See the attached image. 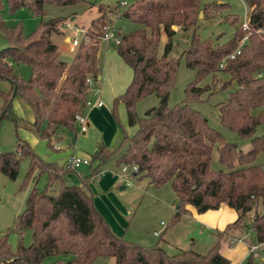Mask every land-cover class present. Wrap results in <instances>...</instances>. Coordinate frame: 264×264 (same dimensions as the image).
Returning a JSON list of instances; mask_svg holds the SVG:
<instances>
[{
    "label": "trees",
    "instance_id": "16d2710c",
    "mask_svg": "<svg viewBox=\"0 0 264 264\" xmlns=\"http://www.w3.org/2000/svg\"><path fill=\"white\" fill-rule=\"evenodd\" d=\"M5 1L10 10L28 3L35 15H43L47 4L89 2ZM242 1L247 8L248 28L229 11L227 2L134 0L119 11V15L139 27L119 35L116 43V53L130 67L132 75L125 89L113 98L110 112L114 114L113 105L122 103L126 123L133 131L120 137L118 147L122 151L115 157V163L134 166L130 173L146 177L154 186L169 183L176 197L171 222L187 212V205L198 213L216 209L221 203L235 209L236 218L222 230H214L215 240L207 251L200 253L188 248L167 253L162 244L145 246L111 231L94 207L87 185L114 153L101 142L90 155V171L82 182L67 184L64 175L71 169L65 162L43 160L26 142L18 141L15 151L0 152V171L14 179L20 157L29 155L25 178L34 170L44 173L45 186L31 187L15 220L16 230H31L30 243L26 246L19 243L11 250L7 232L0 233V264H43L48 256L57 257L52 264H91L97 256H110L114 264H230L219 252V242L227 235L234 238L229 243L235 242L232 234L240 231L250 210H254L250 229L256 241L264 240V171L255 162L256 154L264 152V133L255 134L256 125L264 121V0ZM96 7L99 15L89 21L68 63L59 59L57 45L50 39L51 34L59 33L62 22L58 16L40 20L28 34H23L18 25L6 26L0 19V34L7 41L0 48V77L9 82L7 90L0 89V119L6 116L19 125L21 118L10 111V101L17 97L32 114V120L23 121V125L44 138L48 146L54 147L52 139L58 138V128L75 130L74 115L83 112L89 96L86 78L94 81L99 74L97 51L107 20L102 4ZM219 17L233 25L232 35L224 41L200 39L196 32L199 19ZM178 28L191 32L180 55L172 57L169 55L172 37ZM162 35L165 40L159 54ZM237 48L239 52L235 53ZM232 53L233 57H229ZM180 56L195 75L184 88L185 97L169 105L168 94ZM16 63L29 66L27 79H20L14 72ZM217 71L228 75L221 87L227 90V95L217 107L219 121L240 136L250 138V147L245 151L226 140L189 104L206 91L205 85L197 82ZM151 93L157 97V104L137 115L135 103ZM254 108H260L256 114L251 112ZM213 144L224 168L209 166ZM61 255H69V259L62 262L58 258ZM251 258L248 254L245 264H252Z\"/></svg>",
    "mask_w": 264,
    "mask_h": 264
},
{
    "label": "rangeland",
    "instance_id": "374dc122",
    "mask_svg": "<svg viewBox=\"0 0 264 264\" xmlns=\"http://www.w3.org/2000/svg\"><path fill=\"white\" fill-rule=\"evenodd\" d=\"M89 2H78L69 5L47 4L43 15L32 13L28 3H24L14 10H10L5 0H0V19L6 26H20L23 34L30 33L39 24L40 20L49 17L58 16L60 21H69L73 25L81 27L83 31L89 26V20L98 16L97 4L101 3L104 7L107 24L114 27L116 32L112 31L108 39L99 41L97 54V64L99 78L92 82L89 91V99L94 98L93 88H97L98 95L109 105L108 115L110 120L107 121L103 115L95 117V129L86 127L84 133L80 130L75 122V130L69 131L65 128H58L56 136L52 139V144L59 143L61 149L47 145L44 138L39 137L33 130L25 127L23 121H30L29 110L24 106L25 103L14 97L10 101V111L21 118L19 125H15L9 117L0 119V152L15 151L17 142H26L31 150L40 158L46 161H55L62 164L63 160L69 155H77L90 158L94 151L96 143L101 142L105 147L114 151L111 157L100 166V169L106 170L105 177L115 180L114 184L108 181L107 186H99L88 183V190L92 194L93 205L102 215L111 231L127 240L139 243L145 246L162 244L167 253H174L179 249H193L197 252L204 253L215 240L213 231L200 228L197 222L192 220L187 214H183L179 220L171 222L172 214L175 210L176 197L172 192L168 182L154 186L148 183L146 177H138L129 174L130 167L127 165L116 164L115 157L120 154L122 148L118 147L120 137L125 132L131 134L132 127L126 123L125 108L122 103H116L114 114L110 112L112 100L121 93L131 79L130 67L116 53L115 37L122 35L136 27L138 24L128 20L119 11L134 0H124L125 5L117 4L115 0H88ZM217 1L227 2L229 11L237 16L238 21L243 19L244 2L242 0H201V3ZM118 5V7H115ZM73 16L72 19H70ZM93 17V18H94ZM59 25V33L51 34V40L57 44L59 59L70 62L74 51L69 50V42L64 39L65 36H76L81 38V33H74L70 28ZM175 28V27H174ZM191 30L178 28L172 37V46L169 55L178 57L186 47ZM196 32L200 39H217L224 41L232 35L233 25L222 21V18L211 20L199 19ZM106 40V41H104ZM164 35L161 36L158 53L162 51ZM102 41V42H101ZM7 41L0 34V48L4 47ZM14 72L20 79L25 80L29 75V66L25 63L13 64ZM195 71L185 64L183 56L178 59L177 69L173 87L168 94L167 102L173 105L185 97L184 88L191 79ZM228 75L223 71L215 72L214 76L209 74L201 78L198 85H205L206 91L198 99L190 100L189 104L206 119L207 123L219 131L226 140L235 142L237 147L242 151L250 147V138L240 136L235 130L226 127L220 123L218 118V103L227 95V90L221 89L223 81ZM9 82L0 77V89L7 90ZM94 88V89H95ZM158 102L154 94H148L135 103V112L142 115L145 109L156 105ZM2 97L0 95V108ZM260 108H254L252 113L256 114ZM87 110V108H86ZM103 133V139L99 136ZM264 133V121L256 125L255 134ZM74 138V140H72ZM29 155L20 157L17 174L14 179L8 178L0 171V233L7 232V242L11 250H15L17 244L28 245L31 241V230L23 228L16 230L14 227L16 217L20 214L25 206L26 196L33 185L38 189L45 186V174L34 170L30 177L25 178L29 166ZM255 162L262 165L264 171V152L259 151L255 156ZM95 161L92 165H95ZM209 166L211 169L224 168L217 159L216 144H213ZM125 168L124 170H122ZM88 165H80L78 168L69 170L64 175V182L67 184H80L82 179L89 173ZM112 172V173H111ZM94 179L97 180L98 175ZM130 182L131 184H128ZM110 183V184H109ZM124 185L123 189H119ZM260 204L257 205V211H260ZM254 210H250L242 220V228L238 235H243L242 244L246 242L256 243L254 232L250 229L251 217ZM157 232V233H154ZM236 233V232H235ZM228 239L227 236H223ZM229 244L235 247L240 244L239 241ZM229 240V239H228ZM229 242V241H228ZM221 244V242H219ZM248 253L245 256V260ZM55 256H48L43 260V264H52L56 259ZM62 262L69 259V255L58 257ZM243 260L240 264H245ZM252 264H264V252H258L252 256ZM15 264V263H6ZM91 264H114L110 256H97Z\"/></svg>",
    "mask_w": 264,
    "mask_h": 264
},
{
    "label": "crops",
    "instance_id": "0c3cea01",
    "mask_svg": "<svg viewBox=\"0 0 264 264\" xmlns=\"http://www.w3.org/2000/svg\"><path fill=\"white\" fill-rule=\"evenodd\" d=\"M72 18H73V16L70 19H72ZM50 39H51V36H50ZM64 39L66 41H68V36H65ZM101 40H103V39H101ZM104 41H106V40H104ZM99 45H100V43H99ZM97 54H98V51H97ZM99 77L100 76L98 74L96 79H98ZM94 82H95V80H94ZM94 88H93V90H94L93 94L95 96H94V98L92 100L95 101L96 99H101L103 104L101 106H97V105L94 104L93 106H90L89 108H87V110H86V108H84V110H83V112H84V114L86 115V118H87V128L91 127L93 129H95V126H96L95 117L99 116V114L103 115L105 120H107V121L110 120V117L108 115L109 105H108V103H106L98 95V92L96 91L97 88H95V89ZM24 107L29 110V114L28 115L30 116V120H32V114H31V111H30L29 107L27 105L24 106ZM87 128H86V130H87ZM99 136L102 137V141H103V139L105 140V138L103 137V133L100 132ZM97 143H96V145H97ZM95 148H96V146H95ZM64 161H65V159L63 160V162ZM84 165H88V164H84ZM130 172H131V167H130L128 173L130 174ZM105 173H106V170H104L101 175H98V177H97L98 179L95 180V181H94V179L96 178L95 176H97V175L92 177L90 179L92 181L91 184L99 185L101 187L102 186H107L108 187V181H110L111 184H114L115 180L112 179V178H111V180L110 179L107 180V177H105ZM90 180H88L87 185L90 182ZM123 188H124V185H120L119 186V189H123ZM186 209H187V212L185 214H187L189 217L192 218V220L197 222L198 225L200 226V228L206 229L208 231H213V232H214V230H222L227 223L233 221L236 218V216H237V211L235 209L229 207L225 203H221L219 205V207L216 208V209H209V210H206V211L200 212V213L196 212L195 209L192 206H190V205H187ZM96 210H98V209H96ZM238 234H240L239 231H236V233L232 234V235H234V237L239 236V237H237V241H239L240 244L239 243L236 244L235 247H231L229 245V244H232V243L228 242V241H230V237L228 235H227V237H228L229 240L226 239V237H223L220 240L221 244H219V252L224 257H226L229 260L230 264H240L243 260H245V256L248 253V245L251 244L249 242H246V246L244 244H242L243 242H242V238L241 237H243V235H238ZM113 262H114V260H113Z\"/></svg>",
    "mask_w": 264,
    "mask_h": 264
},
{
    "label": "built area",
    "instance_id": "2783aa9c",
    "mask_svg": "<svg viewBox=\"0 0 264 264\" xmlns=\"http://www.w3.org/2000/svg\"><path fill=\"white\" fill-rule=\"evenodd\" d=\"M117 2V4L124 6L125 2L124 0H115ZM62 24H64V26L70 28L75 34L76 33H81L82 37L84 36V32L82 30L81 27H78L76 25H73L72 23H70L69 21H64ZM241 25L244 28H248L247 26V8L244 5V11H243V19L241 22ZM112 31H116L114 27H109L108 24H106L104 26V33L101 37V39H108L111 36V32ZM118 35L115 37L114 41L115 43L118 42ZM245 39V36L239 41V45L243 42V40ZM80 38H77L76 36H72V37H68V42H69V50H74L77 45L79 44ZM239 52V48H237L235 50V53ZM234 53L230 54L229 57H233ZM219 66H222V63L219 64ZM86 82L89 86V91L91 89V85L93 80L90 77L86 78ZM97 91V89H96ZM97 105V106H101L103 104L101 99H96L95 101L87 98L85 103H84V108H89L90 106L93 105ZM74 121L78 124L80 130L82 132H84L86 130L87 127V118L86 115L84 114V112H79L76 113L74 115ZM54 148L55 149H61V145L57 142L54 144ZM65 166L71 170L77 168L78 166L82 165V164H89V158L88 157H81V156H77V155H69L66 159H65ZM126 166V165H125ZM125 168H123L122 170H124ZM134 170L135 167L131 166V170ZM104 170H100L96 175H101L103 173ZM128 184H131L130 182H127ZM157 233V232H154ZM234 238H231L230 241H233ZM258 252H264V240L262 241H257L256 243H251L248 245V254H251L252 256L257 255Z\"/></svg>",
    "mask_w": 264,
    "mask_h": 264
},
{
    "label": "water",
    "instance_id": "95a60500",
    "mask_svg": "<svg viewBox=\"0 0 264 264\" xmlns=\"http://www.w3.org/2000/svg\"><path fill=\"white\" fill-rule=\"evenodd\" d=\"M72 140H74V138H72ZM122 187V186H121Z\"/></svg>",
    "mask_w": 264,
    "mask_h": 264
}]
</instances>
